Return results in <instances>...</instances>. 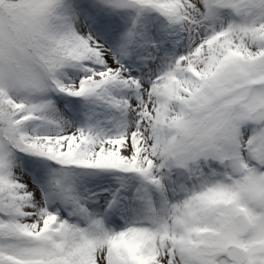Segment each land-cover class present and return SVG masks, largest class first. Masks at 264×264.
<instances>
[{"label": "rangeland", "instance_id": "obj_1", "mask_svg": "<svg viewBox=\"0 0 264 264\" xmlns=\"http://www.w3.org/2000/svg\"><path fill=\"white\" fill-rule=\"evenodd\" d=\"M131 1L0 0L13 29L39 34L52 22L69 43L56 84L68 94L25 100L38 121L23 141L48 157L0 143L23 230L55 242L54 264H233L229 242L246 250L241 264H264V0H149L137 11ZM6 32L0 16L1 84L5 47L38 87ZM64 155L73 164L60 184ZM36 246L0 245L22 257Z\"/></svg>", "mask_w": 264, "mask_h": 264}, {"label": "trees", "instance_id": "obj_2", "mask_svg": "<svg viewBox=\"0 0 264 264\" xmlns=\"http://www.w3.org/2000/svg\"><path fill=\"white\" fill-rule=\"evenodd\" d=\"M148 1L149 0H132L131 4H133L134 10L137 11V9L140 10L143 6H149L147 3ZM232 3V0H228L225 6L231 8L233 5ZM247 5L250 6L251 3H247ZM21 6L23 9H28L26 4H22ZM0 9L4 10V8ZM5 11L8 12L9 9L7 8ZM0 16L1 21L7 28L8 32L6 33L9 34L8 37L11 36L14 43L26 50L25 52L28 53L27 55L29 56L31 67L36 71L35 76L39 77L41 81L40 85L37 87L32 79V74L27 69L28 67L24 66L16 55L12 56L5 47H3L2 54L5 63L9 66L10 75L7 76L8 78L4 85L0 82V143L1 145H5L6 149L9 151L11 150L22 158L32 159L37 155L48 157L47 154L41 152L40 149L35 148L32 144L30 146L27 142L23 141L29 137L27 136L28 127H32L38 121L37 114H24L28 106L25 100H29L32 97L34 98L37 95L40 97L42 95L40 92L42 91L43 93L45 92L52 101H54L53 99L57 96L60 97L61 93L64 94L63 92L68 94L67 91L61 90L56 85L61 77L63 78L64 68L69 67V64L65 60V57L68 56V40L55 29L50 18L52 24L48 22L43 31L37 34L36 32H32L29 27L22 22H19V30L13 29L9 21L10 16L4 11H2V13L0 12ZM0 42H2V40H0ZM10 79H15L17 81L25 80L29 83V86L25 88L19 84L16 86L10 85ZM9 88L16 92L17 95L22 98V101L13 99ZM73 94L81 96L76 92ZM44 96L45 95L41 96V98ZM29 102L31 101L29 100ZM203 137H205V135H203ZM66 157L65 159L61 157V159L55 158L54 160V170L60 184L64 180L65 167L71 163L73 164L72 157ZM15 203L12 172L7 169V164L2 161L0 163V245L4 246L7 242H13L22 247L27 245L37 246L34 247L35 253L28 257L18 256L12 250L0 247V264H44V262L50 260L51 263L54 264L52 261L56 259L54 254L56 252L55 242L51 244L46 242L45 239H40L43 229L36 232V235H32L35 238V240H33L34 238L27 234V231L23 230L25 227L19 221V204L15 205ZM51 253L52 255H50Z\"/></svg>", "mask_w": 264, "mask_h": 264}, {"label": "water", "instance_id": "obj_3", "mask_svg": "<svg viewBox=\"0 0 264 264\" xmlns=\"http://www.w3.org/2000/svg\"><path fill=\"white\" fill-rule=\"evenodd\" d=\"M259 198L264 201V188L259 193ZM233 217L240 227V233L243 234L248 227V221L246 217L242 213H235ZM223 251L225 256L236 264H241L246 259V251L234 243H228L225 245Z\"/></svg>", "mask_w": 264, "mask_h": 264}, {"label": "bare ground", "instance_id": "obj_4", "mask_svg": "<svg viewBox=\"0 0 264 264\" xmlns=\"http://www.w3.org/2000/svg\"><path fill=\"white\" fill-rule=\"evenodd\" d=\"M71 14H72V17H73V20H74V23H73L72 26L75 28L77 37H79L84 44L88 45L90 50H93V49L96 50V46L93 47V42L91 41V38H88L85 35L84 31H83V26L84 25H83V22L81 21V18H79V16L75 15L74 11H71ZM102 55H104V54H102ZM32 199H33V201L35 203H37V204L39 203V198H38V196L36 194H34L32 196Z\"/></svg>", "mask_w": 264, "mask_h": 264}]
</instances>
